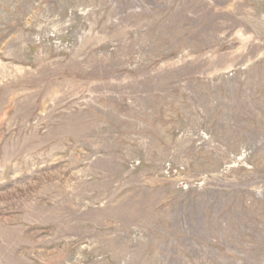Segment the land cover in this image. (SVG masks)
I'll list each match as a JSON object with an SVG mask.
<instances>
[{
    "label": "rangeland",
    "instance_id": "1",
    "mask_svg": "<svg viewBox=\"0 0 264 264\" xmlns=\"http://www.w3.org/2000/svg\"><path fill=\"white\" fill-rule=\"evenodd\" d=\"M0 264H264V0H0Z\"/></svg>",
    "mask_w": 264,
    "mask_h": 264
}]
</instances>
